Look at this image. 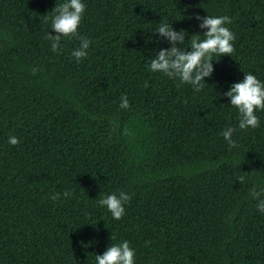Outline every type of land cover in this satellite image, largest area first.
<instances>
[{
	"label": "trees",
	"instance_id": "trees-1",
	"mask_svg": "<svg viewBox=\"0 0 264 264\" xmlns=\"http://www.w3.org/2000/svg\"><path fill=\"white\" fill-rule=\"evenodd\" d=\"M60 2L0 0V264H95L120 239L135 264H264L249 195L264 186V109L230 148L238 113L218 95L245 72L264 80V0H84L53 51L45 15ZM197 14L228 15L235 39L194 91L149 70L169 43L148 38L161 21L202 32ZM118 190L131 198L117 220L97 201Z\"/></svg>",
	"mask_w": 264,
	"mask_h": 264
},
{
	"label": "clouds",
	"instance_id": "clouds-1",
	"mask_svg": "<svg viewBox=\"0 0 264 264\" xmlns=\"http://www.w3.org/2000/svg\"><path fill=\"white\" fill-rule=\"evenodd\" d=\"M85 7L84 0H61L51 9L50 17L45 15V20H50V29L54 33H45L53 51H57L61 46L62 37L77 36ZM195 19L199 21L198 27L203 30L202 32L189 34L186 29H176L169 22H158L152 30L156 35L148 39L160 43L161 38H164L168 41L169 47L159 48L155 55L150 57L147 66L151 71L162 73L169 78H177L180 83L188 84L194 91H199L205 84L204 78L213 71V54L219 57L229 56L233 51L232 42L235 35L228 26L231 20L226 14H207L203 17L197 14ZM186 36L187 50L184 48ZM78 39L79 45L71 50V56L77 61L87 56L90 44V40L82 35ZM218 95L227 97L229 105L234 106L238 113L236 127L229 125L221 133L231 148L236 144L235 139L232 138L236 128L241 130L256 128L259 124L256 113L264 109V80L259 79L252 72H245L242 79L231 83L227 91ZM128 103L126 94H122L120 107H127ZM7 142L16 145L20 141L17 136L9 135ZM239 180L244 182L245 177L240 176ZM59 195L53 193L51 198L56 199ZM63 195L67 197L70 192L66 190ZM249 195L256 200V209L264 213V186L251 189ZM130 198L129 193L118 190L102 195L97 203L106 208L112 218L118 220L124 215V206ZM135 256L136 250L130 246L129 241L120 239L109 243L102 253L95 254L94 261L95 264H135Z\"/></svg>",
	"mask_w": 264,
	"mask_h": 264
}]
</instances>
